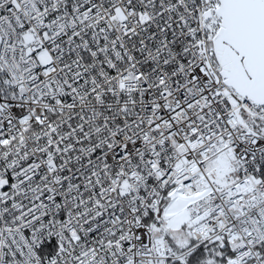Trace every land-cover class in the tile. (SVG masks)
I'll return each mask as SVG.
<instances>
[{
  "label": "snow or ice",
  "instance_id": "snow-or-ice-1",
  "mask_svg": "<svg viewBox=\"0 0 264 264\" xmlns=\"http://www.w3.org/2000/svg\"><path fill=\"white\" fill-rule=\"evenodd\" d=\"M0 264H264V0H0Z\"/></svg>",
  "mask_w": 264,
  "mask_h": 264
}]
</instances>
